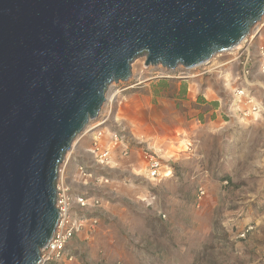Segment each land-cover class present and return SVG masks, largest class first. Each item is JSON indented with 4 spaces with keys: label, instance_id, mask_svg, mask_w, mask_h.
Masks as SVG:
<instances>
[{
    "label": "rangeland",
    "instance_id": "obj_1",
    "mask_svg": "<svg viewBox=\"0 0 264 264\" xmlns=\"http://www.w3.org/2000/svg\"><path fill=\"white\" fill-rule=\"evenodd\" d=\"M251 42L250 56L264 30ZM244 45L174 72L138 57L130 80L108 87L61 165L74 195L99 201L85 212L96 226L68 244L72 264H264V116L244 118L233 103L245 87L264 106V76L253 62L243 74ZM100 130L122 139L106 167L91 152ZM147 151L163 180L148 177Z\"/></svg>",
    "mask_w": 264,
    "mask_h": 264
},
{
    "label": "water",
    "instance_id": "obj_2",
    "mask_svg": "<svg viewBox=\"0 0 264 264\" xmlns=\"http://www.w3.org/2000/svg\"><path fill=\"white\" fill-rule=\"evenodd\" d=\"M263 16L264 0H0V264H39L65 156L138 57L195 69Z\"/></svg>",
    "mask_w": 264,
    "mask_h": 264
},
{
    "label": "built area",
    "instance_id": "obj_3",
    "mask_svg": "<svg viewBox=\"0 0 264 264\" xmlns=\"http://www.w3.org/2000/svg\"><path fill=\"white\" fill-rule=\"evenodd\" d=\"M264 30V16L260 23L252 29L251 34L245 39V45L252 43L256 36H261ZM244 45V46H245ZM246 48L239 55L240 58L247 53V59L243 64V74L245 76L251 75L254 66H256L259 74L264 76V45L259 44L255 47L254 55L250 56L251 45L245 46ZM240 50V49H239ZM249 62H253L251 67ZM234 105L238 106L241 115L244 118L264 116V106L247 88L238 89L234 93ZM255 117V118H256ZM90 130V129H89ZM89 132V131H87ZM92 155L94 161L99 166H109L112 162L113 150L121 143V136L119 133H112L110 137L107 136L105 131H94L92 133ZM144 160L147 164L148 177L155 181L163 180L168 176L164 171L159 156L154 152L147 151L144 154ZM84 175H87L82 168H80ZM171 174V173H170ZM65 169H59V178L57 181V203L56 207L60 213V223L50 241V243L41 250L39 264H72L74 257L68 252L67 247L70 240L86 228L96 226L97 220L88 218L86 211L90 208L99 206V201L89 199L84 195H74L71 188L65 181ZM205 190L200 187L198 190V199L203 200ZM79 211L77 214L74 211Z\"/></svg>",
    "mask_w": 264,
    "mask_h": 264
},
{
    "label": "bare ground",
    "instance_id": "obj_4",
    "mask_svg": "<svg viewBox=\"0 0 264 264\" xmlns=\"http://www.w3.org/2000/svg\"><path fill=\"white\" fill-rule=\"evenodd\" d=\"M252 32V30H251ZM251 34V33H250ZM245 44V40L238 46L236 47L234 50H239L240 48H242V46ZM233 51V50H232Z\"/></svg>",
    "mask_w": 264,
    "mask_h": 264
},
{
    "label": "crops",
    "instance_id": "obj_5",
    "mask_svg": "<svg viewBox=\"0 0 264 264\" xmlns=\"http://www.w3.org/2000/svg\"><path fill=\"white\" fill-rule=\"evenodd\" d=\"M68 176H69V171H68V169L66 170V168H65V175H64L65 180H68Z\"/></svg>",
    "mask_w": 264,
    "mask_h": 264
}]
</instances>
